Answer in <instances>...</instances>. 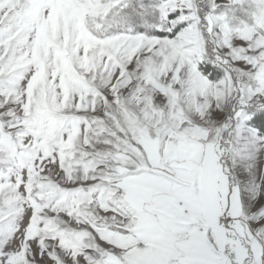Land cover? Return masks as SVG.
Here are the masks:
<instances>
[{"label": "snow or ice", "instance_id": "snow-or-ice-1", "mask_svg": "<svg viewBox=\"0 0 264 264\" xmlns=\"http://www.w3.org/2000/svg\"><path fill=\"white\" fill-rule=\"evenodd\" d=\"M0 264H264V0H0Z\"/></svg>", "mask_w": 264, "mask_h": 264}]
</instances>
